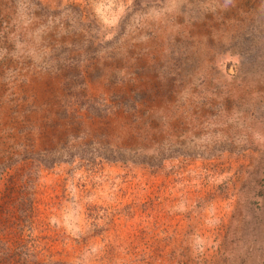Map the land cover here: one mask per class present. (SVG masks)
<instances>
[{
    "label": "rangeland",
    "instance_id": "374dc122",
    "mask_svg": "<svg viewBox=\"0 0 264 264\" xmlns=\"http://www.w3.org/2000/svg\"><path fill=\"white\" fill-rule=\"evenodd\" d=\"M0 264H264V0H0Z\"/></svg>",
    "mask_w": 264,
    "mask_h": 264
}]
</instances>
